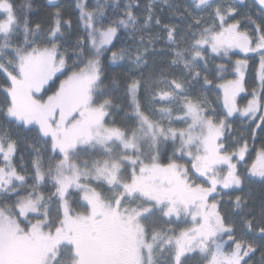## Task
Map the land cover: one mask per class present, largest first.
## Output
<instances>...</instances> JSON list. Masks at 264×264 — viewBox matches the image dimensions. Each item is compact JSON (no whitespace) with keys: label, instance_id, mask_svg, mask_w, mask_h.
Wrapping results in <instances>:
<instances>
[{"label":"snow or ice","instance_id":"6c2138e0","mask_svg":"<svg viewBox=\"0 0 264 264\" xmlns=\"http://www.w3.org/2000/svg\"><path fill=\"white\" fill-rule=\"evenodd\" d=\"M48 7L0 0V264H264V0Z\"/></svg>","mask_w":264,"mask_h":264},{"label":"trees","instance_id":"16d2710c","mask_svg":"<svg viewBox=\"0 0 264 264\" xmlns=\"http://www.w3.org/2000/svg\"><path fill=\"white\" fill-rule=\"evenodd\" d=\"M25 0H17V3H24ZM62 4H64L66 7L69 8L70 14L73 16V19H75V16L78 15L77 13H74L73 10V4L74 0H60ZM124 0H121V3H123ZM140 4L143 5L147 2V0H139ZM88 3L91 4L92 0H88ZM160 1H157V4L160 6ZM51 11V9L48 7V0H33V10H32V19L39 21L42 19L47 18V13ZM111 11V10H109Z\"/></svg>","mask_w":264,"mask_h":264},{"label":"rangeland","instance_id":"374dc122","mask_svg":"<svg viewBox=\"0 0 264 264\" xmlns=\"http://www.w3.org/2000/svg\"><path fill=\"white\" fill-rule=\"evenodd\" d=\"M73 10L75 11V9H73ZM74 13H77V12L75 11ZM77 14H78V13H77ZM236 58H237V57H233V59H236ZM241 58H242V57H241ZM216 63H222V61L217 60ZM250 63H251V61H250ZM253 70H254V68H253V69H249V86H251V74H252ZM214 96H215V93H212V95L210 96V99H211V98H214ZM245 103H246L245 100H239V105H240L241 107H243V105H244ZM233 126L236 127V128H239V127H240V121H236V123H235ZM257 258H258V256H257Z\"/></svg>","mask_w":264,"mask_h":264},{"label":"flooded vegetation","instance_id":"af4514ba","mask_svg":"<svg viewBox=\"0 0 264 264\" xmlns=\"http://www.w3.org/2000/svg\"><path fill=\"white\" fill-rule=\"evenodd\" d=\"M157 1H160V0H157ZM160 4V3H159ZM158 5V4H157ZM159 6V5H158ZM250 143H251V141H250ZM256 145H257V147L260 145V141L259 140H257L256 141ZM257 256H258V254H257Z\"/></svg>","mask_w":264,"mask_h":264}]
</instances>
